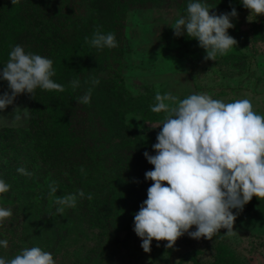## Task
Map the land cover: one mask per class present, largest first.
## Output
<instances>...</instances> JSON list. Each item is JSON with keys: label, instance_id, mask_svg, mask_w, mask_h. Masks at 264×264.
<instances>
[{"label": "rangeland", "instance_id": "rangeland-1", "mask_svg": "<svg viewBox=\"0 0 264 264\" xmlns=\"http://www.w3.org/2000/svg\"><path fill=\"white\" fill-rule=\"evenodd\" d=\"M114 2L93 1L91 26L104 24L106 34H115L118 47L92 48L94 78L100 83L93 88L90 102L96 117L100 118L97 131L110 144L108 155L122 160L124 172L133 175L123 183L129 191L125 215L127 219L133 218V223L128 226L122 222L110 234L109 220L106 226L93 225L74 212L73 221L72 217L56 212L58 206L51 202L52 197L48 200L42 183L36 195L29 193L27 198L18 199L16 192L11 196L9 192L0 194V207L13 213L0 224V240L8 241L7 248L0 246V257L10 260L22 249L37 246L52 253L56 264H264V200L255 196L242 211L231 210L236 215L233 226L236 234L232 236L225 234L227 229H221L211 240L194 239L185 233L173 248L165 247L167 241L153 240L151 252L146 253L141 247V238L133 230L134 214L147 199V189L153 183L145 179V172L153 170L154 165L143 153L156 154L152 145L157 142L161 128L151 126L162 124L166 117L164 112L151 111L157 91L176 97L175 105L191 94H207L225 103L247 98L254 111L264 115V15L240 10L241 0H199L217 14L230 12L232 7L238 12V18L232 20L235 27L228 29L237 45L228 54L218 55L215 61H205L206 51L195 38L176 37L170 27L181 16L187 17V5L192 0H122L116 6ZM91 4L90 0V7ZM87 5L84 3L86 9ZM62 27L60 33L39 30L38 34L33 25L31 28L16 26L12 47L19 44L26 53L51 59L57 57L54 50H60L61 54L74 56L78 64L87 63L91 51L87 55V48L82 45L91 43L94 33L87 38L80 29L75 33L73 26ZM43 29L49 30L46 26ZM42 37L50 39V51L42 52ZM0 54H3L1 49ZM7 55V59L0 60V71L9 60ZM71 81L74 76L54 80L64 86L63 92L37 88L33 101L39 106L43 102L45 108H65L74 94ZM6 91L10 93L8 82L0 79V95ZM27 95H18L12 105L0 110V129H15L27 136ZM166 103L173 105L172 101ZM16 107L21 108L18 121L14 120ZM96 180L91 183L95 184ZM195 230L196 226H192L189 231Z\"/></svg>", "mask_w": 264, "mask_h": 264}, {"label": "clouds", "instance_id": "clouds-1", "mask_svg": "<svg viewBox=\"0 0 264 264\" xmlns=\"http://www.w3.org/2000/svg\"><path fill=\"white\" fill-rule=\"evenodd\" d=\"M241 2L250 14L264 15V0ZM11 3L15 6L20 0ZM233 18H238L235 7L217 14L199 0H192L187 5V17L181 16L170 27L176 37L195 38L206 51L204 60L215 61L218 55L228 54L237 45L228 33V29L235 27ZM91 44L97 49L118 47L115 34H105L99 28ZM54 75L51 59L26 53L21 45H15L0 71V79L7 81L10 89V93L0 95V110L12 105L20 94L34 98L37 88L65 91L63 85L53 81ZM99 83V79H92V87L77 103L89 104L92 90ZM71 85L75 89L80 82L74 80ZM176 100L170 93L161 95L157 91L156 103L151 106V111L164 112L166 117L162 124L151 126L161 128L157 142L152 145L156 154L143 153L154 165L153 170L145 172V179L153 183L147 189V199L134 214L133 230L141 238L146 253L151 252L153 240L167 241L165 247L173 248L185 233L194 239L209 240L221 229H227L228 236L235 235L236 215L231 210L242 211L253 196L264 200V115L257 114L247 98L225 103L207 94H191L178 105ZM166 101H172L175 106ZM19 109L13 110L17 121L21 119ZM27 116L25 111L24 117ZM17 172L32 175L24 167L17 168ZM57 190L53 182L49 195L53 196ZM9 191L10 185L0 179V194ZM77 195L85 197L83 190L55 197L56 212L63 215L65 207L74 208ZM87 199L91 200L92 196L88 195ZM12 215L11 209L0 207V224ZM192 226H196L195 231H189ZM0 246L7 248L8 241L0 240ZM0 264H56V261L52 253L33 246L22 249L10 260L0 257Z\"/></svg>", "mask_w": 264, "mask_h": 264}, {"label": "trees", "instance_id": "trees-1", "mask_svg": "<svg viewBox=\"0 0 264 264\" xmlns=\"http://www.w3.org/2000/svg\"><path fill=\"white\" fill-rule=\"evenodd\" d=\"M93 1L91 0L90 7V0H20L15 6L11 0H0V49L3 52L0 54V60L8 58V51L14 45L12 36L16 26L25 25L31 28L33 25L38 34L39 30L56 34L60 33L61 26L66 29L73 26L75 33L80 29L83 34H87V38L98 28L105 33L107 27L104 24L91 26ZM116 2L123 3L122 0H115L113 5L116 6ZM84 3L88 4L87 9ZM239 8L246 9L242 4ZM44 26L49 30H44ZM83 26L86 28L81 29ZM40 39L42 52L50 51V39L44 37ZM45 45L48 49H45ZM82 47L87 48V55L91 51L87 63L78 64L74 56L61 54L60 50H54L53 53L57 57L53 59L45 56L55 65L53 81L57 79L62 81L64 77L74 76V80H78L82 87L72 89L74 94L65 108L58 106L45 108L43 102L39 106L38 102L35 103L33 98L27 95L29 101L27 136L15 129H0V179L10 185L9 196L16 192L18 199L29 197V193L36 195L39 185L45 183L46 196L48 200L52 197L51 202L54 204L57 196L77 194L79 190H83L85 197L80 198L77 195L76 206L65 207L64 216L69 219L72 217L74 221L75 212L91 221L93 225L102 223L103 226H106L109 220L110 234H113L114 229H118L122 222L128 226L133 223V218L127 219L125 215L129 191L128 186L123 184L127 177L133 175L124 172L122 160L114 159V155L113 157L108 155L107 149L110 144L103 140L98 132L97 124L100 118L96 117L91 102L82 104L76 101L86 93L87 86L95 77L93 46L90 42H85ZM74 62H77L76 66H73ZM62 67L64 69H60ZM40 96L43 97L44 94ZM19 167H24L32 175L18 173ZM81 168L84 169L83 173ZM95 179H97L95 184H92ZM53 182L58 190L50 196V186ZM88 195L92 196L91 200L87 199ZM97 195L101 196V199H98ZM6 205L10 207V203Z\"/></svg>", "mask_w": 264, "mask_h": 264}]
</instances>
